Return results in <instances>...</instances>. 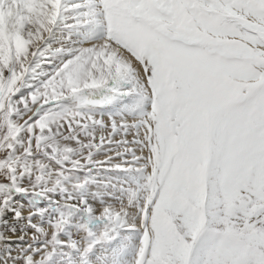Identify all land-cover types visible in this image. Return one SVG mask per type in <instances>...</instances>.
<instances>
[{
  "label": "snow or ice",
  "instance_id": "6c2138e0",
  "mask_svg": "<svg viewBox=\"0 0 264 264\" xmlns=\"http://www.w3.org/2000/svg\"><path fill=\"white\" fill-rule=\"evenodd\" d=\"M0 15V180L21 175L12 161L22 133L25 155L50 147L66 159L72 151L43 145L44 118L29 123V112L14 121L18 106L131 95L142 110L110 125L122 145L112 167L140 178L138 195L102 214L122 225L131 208L134 264H264V0H0ZM63 20L73 21L69 32L94 26L99 38L55 49L68 58L14 101ZM79 116L65 122L68 132L82 126ZM38 251L0 264H44Z\"/></svg>",
  "mask_w": 264,
  "mask_h": 264
},
{
  "label": "rangeland",
  "instance_id": "374dc122",
  "mask_svg": "<svg viewBox=\"0 0 264 264\" xmlns=\"http://www.w3.org/2000/svg\"><path fill=\"white\" fill-rule=\"evenodd\" d=\"M2 20L0 15V23ZM72 23V20L58 22L48 40L46 58L25 78L14 101L27 98L41 88L61 59L68 58L53 55L55 49L78 46L71 42L87 44L99 38L95 35L99 29L94 26L69 32L64 25ZM18 107L19 115L13 116L14 121L29 112V123L40 118L46 120L43 145L70 147L72 151L66 154V159L52 153L50 147L25 155L26 134L18 137L12 166L21 175L15 183L0 180V201L7 200L6 205L0 204V261L39 250L38 259L47 257L44 264H134L139 235L133 227L136 218L131 215V208L127 209L129 215L124 217V223L115 226L108 225L102 210L128 205L138 195L140 178L112 167L122 159L113 157L122 145L117 143L120 132L110 128L113 123L139 117L142 109L137 99L99 92L84 99L68 96L43 108L32 106L27 112ZM75 113L80 114L75 122L82 126L68 132L65 122ZM73 134L79 137V142L70 139ZM101 137L110 142L100 143ZM106 159V164L100 163ZM16 212L20 213L19 218H14ZM60 220L63 221L60 229L53 230L51 225ZM106 226L111 228L110 239L101 238ZM36 228L40 231H35Z\"/></svg>",
  "mask_w": 264,
  "mask_h": 264
}]
</instances>
